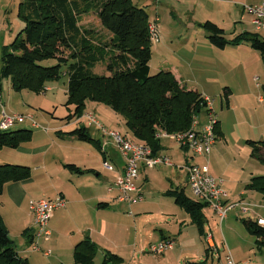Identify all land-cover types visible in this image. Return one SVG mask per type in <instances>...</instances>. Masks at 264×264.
I'll return each instance as SVG.
<instances>
[{
  "label": "rangeland",
  "instance_id": "374dc122",
  "mask_svg": "<svg viewBox=\"0 0 264 264\" xmlns=\"http://www.w3.org/2000/svg\"><path fill=\"white\" fill-rule=\"evenodd\" d=\"M23 1L0 0V60L3 50L2 45L12 42L25 25L23 18L19 16V6ZM169 1L177 8L179 13L171 14L166 8L164 0H162L164 3L160 6L157 5L156 0H134L138 5L145 7L151 14L152 20L149 24H154L155 20L153 18L159 14L160 35L161 38L166 37L163 42H158L160 39L153 41L150 61L151 73L155 74L163 69H177V73H180L185 80L184 84L192 89H198L201 93L206 91L211 96L216 119L222 120L221 117L224 118L223 123L227 127L228 139L219 138L217 140L219 141L217 142L218 144L213 146L214 148L210 155L200 156L193 154L194 163L215 176L219 174L220 177L230 181L231 184L235 183L238 191H246V195L250 197L251 192H254V190L250 191L251 189H247V178L250 175H264V163L253 156L251 157V148L247 144V139L264 141V101H260V97L264 98V58H261L258 50L256 51L257 56H250V58H248L247 54L229 57L231 47L227 49L211 47L206 37V31L203 29L204 27L198 31L197 25L190 22H194L192 20L194 18L197 21L205 22L211 20L216 24L222 23L224 26L221 25V27L226 29L227 37L237 35L238 32H236L234 26L236 28L240 27V30L244 28L247 31L250 29L252 30L251 32H256L257 30H255V26L251 21L253 14L246 8V6L255 5V3L252 0ZM224 1L240 4L234 10L230 7L231 5L227 6L228 3H223ZM217 2H220L218 7L216 6ZM180 3L181 5H179ZM233 6L235 5L233 4ZM228 8L234 15L225 13ZM181 9L185 10L187 14H183ZM235 12H239V16L242 12L243 16H245L244 19H238L236 20L237 23H235ZM86 20L87 23L91 22L96 27L100 26V22L95 15H89ZM258 32L264 38V31ZM43 63L51 65L55 64L56 60L49 59ZM67 69V65L62 66L63 75L58 81L53 82L56 84L54 88L39 93L27 89L16 91L12 88L11 81H9V84L6 80L2 91V101L5 109L10 114H33L35 120L42 126L41 130H43V127H48L49 124L43 119L52 118V113L56 106L62 108L59 111L60 114L66 108L68 76L65 73ZM105 69L104 65H99L96 68V72L103 73ZM210 78L214 80L210 81ZM226 86L233 90L231 106L228 105L225 97ZM96 104L101 107H97V110L92 109ZM105 108H108V110ZM83 111L85 113L92 111L99 124L105 128H118V131L122 134L128 131L123 118L109 105L88 100ZM195 118L201 128L209 122V111L203 109ZM87 122L90 125L89 120L86 119L80 124L88 126ZM93 124L96 123H91L90 129L97 126ZM25 125L30 126L31 121L27 119L24 123H17L12 129H19L18 127ZM32 128L33 126H31ZM96 135L100 136L99 131ZM245 135H247V138L242 139ZM108 140L110 141L109 137H106L103 143ZM162 144L165 147L166 155L171 159L172 165H167L168 167L159 165L155 168L146 169L149 174V179L147 180H145V169L140 171L141 181H139V184L143 183L141 185L144 193L143 200L139 201L137 203L139 205H136V207L132 206L131 209L126 203L117 206L121 209V215L117 214V219L120 221L118 243L123 241L122 238L125 234L127 236L131 233H126L125 231L127 222L123 215V212L126 211L125 207L129 206L127 207L129 211L132 208L135 210L141 204L142 206L152 207V211L147 214L138 212L137 216L140 218L139 230L132 228L133 241L128 246H119L117 248L118 251L122 252L113 251V253H118L122 256V260L118 264H191L194 261L203 262L204 259L207 260L208 264H219L220 258L225 260L228 252H231L240 264H264V243L257 241L258 237L246 229L241 218H247L248 215L239 218L240 215L237 212L240 211V208L238 207L229 210L227 218L224 219L221 225L217 215L208 206L203 209L206 213L205 219L207 218L205 230H207L206 232L210 231L208 233L212 234V239L215 240L218 246L213 248V255L209 256L208 259H206L205 253L206 241L204 240V243L200 242L196 225L189 229L190 232L193 231L192 237L197 238L195 245L191 243L184 247L182 243H178L163 254H155L151 251V243L159 239L161 227L167 226L168 223L166 221L176 218L177 212L179 213L178 218L183 219L184 216H187L188 219H193L189 213L175 203L174 197L166 194L168 189L171 188L170 186L174 188L177 186L184 187L189 197L194 200L197 199L188 183L184 181V171H181L179 167L180 163L182 162L181 164H183V161L187 158L190 162H193L192 152L181 150L179 144L169 136H163ZM121 161H123V158H121ZM177 170L179 172L175 173ZM171 179L175 182V185L171 184ZM253 196L256 197V204L250 203L248 197L244 198L248 202L244 201L264 215L263 197L255 193H253ZM238 201L237 199L231 200V203L235 204ZM3 210L11 218L10 202L5 203ZM160 210L164 211V214ZM148 216L153 217L152 222L146 220ZM161 216L166 217L167 220L162 221ZM9 218L8 221L12 225V235L18 239V227L12 224ZM151 233L154 234V239L151 238ZM104 256L105 252L100 248L94 259V264H102ZM110 264L113 263L111 262Z\"/></svg>",
  "mask_w": 264,
  "mask_h": 264
},
{
  "label": "trees",
  "instance_id": "16d2710c",
  "mask_svg": "<svg viewBox=\"0 0 264 264\" xmlns=\"http://www.w3.org/2000/svg\"><path fill=\"white\" fill-rule=\"evenodd\" d=\"M19 15L25 25L15 39L3 47L1 53L0 79L10 77L16 91L42 92L51 81H58L62 66L67 65L68 76L66 106H74L73 112L64 119H80L88 100L109 105L119 114L128 128V138L150 147L159 154L165 147L157 129L182 134L192 128L195 116L207 108L204 95L182 85L171 70L151 73L153 40L149 30L151 22L148 10L134 0H24ZM95 15L100 26L87 23L86 17ZM202 26L209 32V41L225 48L242 40L249 41L264 58V38L258 31L246 32L229 39L225 30L211 20ZM66 53V54H65ZM55 59L56 63L43 62ZM99 65L106 67L98 73ZM108 71V73H106ZM229 90V92H228ZM228 98L230 88L225 87ZM219 123L214 122L216 137ZM81 140L99 143L92 137L89 127L80 125L69 132ZM32 138V130L0 129V150L18 147ZM251 155L264 163L260 152L264 141L247 139ZM69 168L83 173L76 164ZM31 176V168L23 164L0 163V202L8 182L22 181ZM247 189L262 193L264 198V175L253 176ZM168 193L175 202L193 217L202 236H206L205 209L208 204L189 197L185 188L171 189ZM246 229L264 243V226L258 220L241 218ZM98 245L87 237L74 249L77 264H94ZM207 255L209 248H207ZM119 254L111 251L104 256L102 264H118ZM192 262V264H206ZM0 264H29L16 249L0 216Z\"/></svg>",
  "mask_w": 264,
  "mask_h": 264
},
{
  "label": "crops",
  "instance_id": "0c3cea01",
  "mask_svg": "<svg viewBox=\"0 0 264 264\" xmlns=\"http://www.w3.org/2000/svg\"><path fill=\"white\" fill-rule=\"evenodd\" d=\"M156 1L158 6L166 2L165 3L166 8L170 11L171 14L179 13L177 11V8L169 0H164V2H162V0H156ZM205 1L209 2L208 0ZM252 1L256 5V4H260L264 0H252ZM180 2L184 3L182 1ZM181 3L179 5H181ZM219 3L220 2L216 3L217 7L219 6L218 5ZM223 3H228L227 6L231 5L230 7H232L233 9L240 4V3H234L232 1H224ZM233 4L235 6H233ZM185 12H186L185 10L184 11L182 10L183 14H187ZM225 13H227L228 15H234L233 12L230 11V8L226 9ZM235 13H236V19H234L235 23H237L236 20L238 19L241 20L244 19L245 16H243L242 12L240 16L238 15L239 12H235ZM155 18H158L157 23L159 25V32H160L159 14L155 15L153 20H155ZM192 20L194 22H190V23H194L195 25H197L198 31L200 30V28H203L202 26V24L204 23L203 21H197L194 18H192ZM85 21L87 20H84V22ZM218 25H220V27L221 25L224 26L222 23L221 24L219 23ZM239 28L240 27L236 28V26H234V29L236 30V32H238L237 35L252 31L250 29L249 31H247V29L244 28L240 30ZM203 29L206 31V37L209 41L208 38L209 32L205 28ZM223 29L225 30V36H226V29L225 28ZM234 37L235 36L227 37V38L232 39ZM159 39L160 40L158 42H163L166 40V37L164 36V38H161L160 35ZM209 43L211 47L219 48L213 45L210 41ZM7 44L4 43L2 46L4 47ZM229 47H231V50H229V57H236L237 55H244V54H247L248 58H250V56H257L256 54L257 50L254 49L251 46L250 42L246 40H242L241 42L236 44H228L225 48H221V49H227ZM0 68H1V60H0ZM172 72L174 73V75L182 85H185L187 88L192 89L188 87L186 84H184L185 80L180 75V73H177V69H173ZM6 80L8 82L11 81L10 77H4L0 79V94H1L0 120L2 117V110L3 108L5 109L2 101L3 98L2 91H3V85ZM209 80L212 81L214 79L210 78ZM53 82L54 81H51L47 85L48 89L46 90H50L54 88L56 84ZM232 93L233 90L230 88V93L228 95V98L226 97L229 106H231ZM202 94L205 97H209V98L211 97L206 91H204ZM65 101H67V99ZM260 101L263 102L264 98L260 97ZM97 107H101V106L96 104L93 106L92 109L97 110ZM105 109L108 110V108ZM204 109L209 111V118L211 115L214 118H216L215 113L213 111V104H212V110H209V107ZM60 110H62V108L56 106L54 112L52 113V118L43 119V121L49 124L48 127H43V130L40 129L42 128V126L39 125V123L35 120L33 114L28 113V115H25L21 113L27 116L25 121L21 123L26 122V120L28 119L31 121V125L20 126L18 128L31 129V126H33V128L31 129L32 138L29 141L22 143L20 146L16 148L5 146L0 150V163L23 164L31 168V176L29 178L22 181L6 183L4 187V191L1 195V202H0V216L6 228L8 229L10 237L14 240L17 251L22 257L28 259L29 264H77L75 263L73 256L75 246L78 242L82 241L87 237L91 238V240L98 245L97 253L100 248L104 250L105 254L109 252L108 250H111L112 252L117 251L120 253L122 251L117 250L119 246L120 247L128 246L129 243L133 241L132 228H134L137 231L139 230L140 218L137 216L138 212L147 214L150 211H152L151 209L152 207L142 206V204L141 206L137 207L135 210L132 208V210L129 211V209H131L132 206L136 207V205L139 204H137L138 202L132 204L126 203L127 205L130 206V208L129 209L127 208L129 206L125 207L126 211L123 212V215L127 220L125 224L126 226L125 231L126 233L127 232H131V233L127 236H125L126 235L125 234L124 237L122 238L123 241L121 240L122 242L120 241L121 243H118L119 241L118 228L120 227L119 226L120 221L117 219V214L121 215L120 213L121 209L118 208L117 206H120L122 205V203L125 202H122L118 199L119 192L114 187V183L117 179V176L123 171L124 160L121 161V158L123 157L120 154L119 149L117 148L114 141L107 134H105L97 124H93L97 126L93 129H90L89 126L92 125L91 124L89 125L87 122L88 125L87 127H89L90 129V133L92 137L99 140V143L97 144L93 142L81 140L77 136L69 133L76 127L80 126L81 125L80 123H82V121L86 119L85 115L87 116L89 113H92V111H87V113L84 112V115L80 119L73 118L72 120H68L64 118L74 110V106H69V107L66 106L65 111L61 114L59 113ZM5 111L8 112L6 109ZM65 112H70V113L66 114ZM221 119L222 120L216 119L217 122L219 123L218 129L220 133L218 134V138L216 139L214 146L218 144L217 142L219 141L217 140L219 138L228 139L227 127L223 123L224 118L221 117ZM199 125H200L199 122L196 120L194 124L195 129L196 127L200 130L203 129V127L200 128ZM106 128L108 129V127ZM109 129L118 131V128L117 129L109 128ZM98 131L100 133V136L96 135ZM164 136H169L170 138L174 139L172 135H164ZM103 137L104 139L106 137L107 138L109 137L110 141L108 140L105 143H103L104 140ZM245 138H247V135L242 137V139ZM179 147L183 151L185 150L188 151V149L183 148L180 145ZM260 152H264L263 146ZM160 154L166 155V150L163 149L160 152ZM192 158H193V162H190L189 159L187 158L185 161H183V164H181L182 163L181 162L179 166L181 168V171H184V181L187 182L188 185H189V180L185 165L194 163L195 160L193 154H192ZM105 160L109 161L114 165V170H110L104 166L103 162ZM67 164H76L84 172L78 173L76 171H73L71 168L67 166ZM165 167L168 166L166 165ZM146 169L149 168L142 167L140 171L143 170L146 171ZM147 171H146L145 180L149 179V174L147 173ZM178 172L179 171L177 170V172L175 173ZM253 176L250 175L247 178L248 182L252 179ZM215 177L219 178L220 176L219 174H217ZM140 179L141 177H139L138 185L140 186V189L143 193V188L141 186L143 183L139 184V181H141ZM220 179L223 180V186L229 193L227 199L228 202L231 203V200H235V199L239 200L238 202L235 203L237 205L234 207V208L236 207L240 208V211L237 212V214L240 215L239 218L247 215H248L247 218H252L254 220H258V218H264V215L258 212L257 209H253L251 205L247 203L249 201L250 203L256 204L257 200L256 197L253 196V193H255L258 196L259 195L262 196V193L258 191L255 192L254 190V192H251L252 194L249 197L246 195V191H238V187H236L235 183L231 184L230 181H227L226 179L224 180L223 177H220ZM171 184L175 185V182L172 179H171ZM170 187L171 188H169L168 191L171 189L175 190L177 188H181L179 186L175 188L172 186ZM59 196L63 197L66 200V205L61 209L55 211V213L53 214V216L49 221V228L51 229L52 235L49 240H45L41 238L40 245L42 250L35 251L32 249V242L35 237L37 226L35 224L34 215L30 210V206H29L30 201L39 198L54 199ZM246 196L248 197V201L244 199L247 198ZM242 200L243 201L245 200L247 202L245 201L243 202ZM6 202H10L11 204V218H9L7 213H5V211L3 210V207ZM242 206H247L249 210L247 212H243ZM160 211L162 214H164V211L162 210ZM178 214L179 213L177 212L176 214L177 217L175 216L176 218H173L170 221H166L167 220L166 217L161 216V220L166 221L168 224L167 226L161 227L160 229L161 234L159 235V239L157 241L164 240L167 238H172L175 241V244L182 243L184 247L188 246L191 243L195 245L197 243V238L192 237L191 234L193 231L190 232L189 229L193 225L194 226L196 225L200 237V242L204 243V240L206 241L205 253H206V259H208L209 256L213 255L212 252L213 249L211 248L209 250L210 251L209 254L211 255L209 256L207 255L208 251L206 250L207 248H209V246H211L210 243L215 244L217 246L215 240L212 239L213 236L212 238H210L209 241L207 239V234L210 231L206 232V236H202L201 233L199 232L197 224L193 222V220L188 219L187 216H184L183 219L178 218ZM8 218L10 219L12 224L18 227L17 229L19 232L18 239H16V237L12 235V225L8 221ZM146 220L148 222H152L153 217L148 216ZM150 235L151 238L154 239V234L151 233ZM157 241H155L154 243H156ZM47 250L50 251V254L45 253V251ZM219 261L220 263H222L225 260L224 259L222 260V258H220ZM206 264H208L207 261Z\"/></svg>",
  "mask_w": 264,
  "mask_h": 264
},
{
  "label": "built area",
  "instance_id": "2783aa9c",
  "mask_svg": "<svg viewBox=\"0 0 264 264\" xmlns=\"http://www.w3.org/2000/svg\"><path fill=\"white\" fill-rule=\"evenodd\" d=\"M247 10L253 14L252 23L255 26V30L264 31V1L260 4L246 6ZM158 18H155L156 38L159 40L160 32L158 25ZM46 89H48L46 87ZM45 89V90H46ZM205 97V96H204ZM1 100V94H0ZM207 107L212 110L211 98L205 97ZM27 117L23 114H10L2 110V117L0 120V128L3 126H12L17 123L25 121ZM89 123H96L102 131L107 134L116 144L120 154L124 160V168L122 173L117 176L114 183V187L118 190V199L127 204L142 201L144 194L142 193L138 180L140 177V170L143 168H154L157 165H172L171 159L167 155L154 154L152 149H141L135 144L130 142V139L119 131L113 129H107L99 124L98 120L89 113L86 116ZM91 119V120H90ZM210 121H217L212 115L209 118ZM208 123L203 126V129L193 130V138L180 139L175 138V141L183 148L188 149L194 155H209L215 145V139L208 137ZM218 123V122H217ZM158 133H166L167 135H175V132H168L163 129H157ZM106 145V144H105ZM104 166L110 170H114V165L109 161L103 162ZM189 186L193 194L198 200L206 202L209 208L217 215L220 221V225L224 219L228 216V212L231 208H234L237 204L229 203V193L223 186V180L215 177L208 170L202 169L198 164L192 163L185 165ZM66 205V200L59 196L54 199L39 198L30 201V210L34 215L35 224L37 226L35 237L32 242V249L35 251L42 250L40 245V239L49 240L52 232L49 228V221L55 211L61 209ZM249 208L242 206V211L247 212ZM258 223L264 226V218H258ZM212 238V234H207L208 241ZM210 248L216 247L215 244L210 243ZM175 245V241L172 238L160 240L159 242L151 244V251L155 254H163L167 250L171 249ZM46 254H50V251H45ZM220 264H240L236 261L233 255L228 252L225 257V261Z\"/></svg>",
  "mask_w": 264,
  "mask_h": 264
},
{
  "label": "bare ground",
  "instance_id": "6f19581e",
  "mask_svg": "<svg viewBox=\"0 0 264 264\" xmlns=\"http://www.w3.org/2000/svg\"><path fill=\"white\" fill-rule=\"evenodd\" d=\"M149 30H150V34H151V37H152V40L153 41H158V39L156 38V28H155V23L154 24H149ZM196 120L194 121L193 123V126L191 129H189L187 132L185 133H182V134H175V135H172L174 137V140L175 138H180V139H191L193 138V130L195 129L194 127V124H195ZM214 122L215 121H211L209 124H208V137H212V139H215V142H216V134H215V131H214ZM13 126L15 125H12V126H3L2 128H0L1 130H8V129H11ZM130 139V142L135 144L136 146L140 147L141 149H149L150 147L142 144V143H139V142H136L134 140H132L131 138Z\"/></svg>",
  "mask_w": 264,
  "mask_h": 264
}]
</instances>
